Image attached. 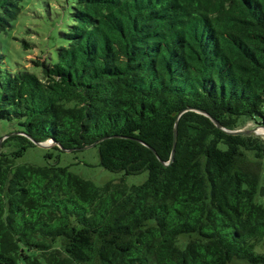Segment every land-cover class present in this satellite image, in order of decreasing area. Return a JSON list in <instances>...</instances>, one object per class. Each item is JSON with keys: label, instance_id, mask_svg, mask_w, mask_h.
<instances>
[{"label": "trees", "instance_id": "16d2710c", "mask_svg": "<svg viewBox=\"0 0 264 264\" xmlns=\"http://www.w3.org/2000/svg\"><path fill=\"white\" fill-rule=\"evenodd\" d=\"M29 10L54 44L41 76L0 49V119L18 125L0 150V264H264L244 165L264 138L210 118L264 127V0H0V35ZM29 137L95 143L103 169L146 179L16 164Z\"/></svg>", "mask_w": 264, "mask_h": 264}, {"label": "rangeland", "instance_id": "374dc122", "mask_svg": "<svg viewBox=\"0 0 264 264\" xmlns=\"http://www.w3.org/2000/svg\"><path fill=\"white\" fill-rule=\"evenodd\" d=\"M33 8L34 7L31 9ZM36 11L37 13L33 14L32 10H29L28 14L18 21L9 34L0 35V49H2L3 52H6V54L9 52L6 56L7 60L15 59L25 68L41 76V70L40 68L35 67L34 61H38L39 59L46 60L49 56L48 50L51 49L54 40L48 39V37L51 36L54 38V27L51 28L46 24L44 18L41 17L42 15L39 13L40 11ZM51 16H54V14L52 13ZM22 38L27 40L29 45H23L21 42ZM42 47L46 48L47 51L42 52ZM242 129H256V131L264 133V129L261 125L256 124L253 120L246 121ZM17 130V120L0 119V140L15 134ZM261 137L264 138L263 136ZM2 143L3 140L0 144V150L2 149ZM14 148L15 142L12 140L9 141L5 150L9 151ZM48 154H51V156H48ZM245 154L247 158L244 165L247 168L256 171L260 177V189L255 197V201L258 203H264V158L257 159L251 151H247ZM22 163L39 166L57 163L59 166H68L70 171L85 179L91 180L97 186H100L109 180H119L122 177L127 185L140 184L147 176L146 172L137 175L124 176L121 172H113L103 169L99 165L98 150L94 146L80 151H66L54 149L52 143H49L48 147L34 145L29 147L21 157L16 159V164ZM231 264L247 263L236 260Z\"/></svg>", "mask_w": 264, "mask_h": 264}, {"label": "water", "instance_id": "95a60500", "mask_svg": "<svg viewBox=\"0 0 264 264\" xmlns=\"http://www.w3.org/2000/svg\"><path fill=\"white\" fill-rule=\"evenodd\" d=\"M201 113L205 114L206 116L210 117L207 113H205L204 111H200ZM211 120L218 126L220 127L221 129H223L224 131L230 133V134H247V135H261L264 137V133H260L258 131H256V129H235V130H227L225 128H223L219 123L218 121H216L214 118L210 117ZM263 129L264 127L261 126ZM29 139L35 144V145H39V146H42V147H48L49 144H47L49 141H44V142H37L35 141L34 139L30 138ZM4 140V138H2L0 140V144H1V141ZM175 140H176V137H175V134H174V144H175ZM50 143L54 144V142L50 141ZM95 143L89 145V146H86V148L88 147H91V146H94ZM153 150V149H152ZM154 151V150H153ZM173 159V152H172V156H171V159L168 163H170ZM166 163V164H168Z\"/></svg>", "mask_w": 264, "mask_h": 264}, {"label": "bare ground", "instance_id": "6f19581e", "mask_svg": "<svg viewBox=\"0 0 264 264\" xmlns=\"http://www.w3.org/2000/svg\"><path fill=\"white\" fill-rule=\"evenodd\" d=\"M260 132V131H259ZM50 143V141L47 143V144H49Z\"/></svg>", "mask_w": 264, "mask_h": 264}]
</instances>
